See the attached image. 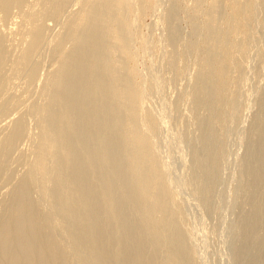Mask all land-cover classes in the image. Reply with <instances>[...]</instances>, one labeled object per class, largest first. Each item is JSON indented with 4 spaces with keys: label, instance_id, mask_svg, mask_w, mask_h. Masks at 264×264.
Segmentation results:
<instances>
[{
    "label": "bare ground",
    "instance_id": "bare-ground-1",
    "mask_svg": "<svg viewBox=\"0 0 264 264\" xmlns=\"http://www.w3.org/2000/svg\"><path fill=\"white\" fill-rule=\"evenodd\" d=\"M152 1L138 0L139 11ZM192 1V15L200 14L199 4L201 6L205 0ZM131 2L0 0V264H193L191 248L179 225L182 213L175 208L171 191L166 186L167 179L165 181L159 169V154L155 156L153 152L156 151L150 149L154 148L148 142L152 137H145H149V131L147 134L145 129L146 134H143L144 129H139L140 116L144 114L140 107L142 103H138L142 100L141 84L138 85L135 79L138 73L130 63L133 59L129 61L130 56L133 58L128 50L132 49L128 41L131 18L130 15L125 18V13L136 9ZM208 2L202 26L204 53L199 59L191 94L194 108L207 111L205 119L197 117L198 123L205 124L199 137L202 153H195L200 175H194L209 180L203 175L208 176L212 169L215 170V157L220 156L213 154L215 143L209 139L213 133L212 121L224 116L214 114L212 100L221 95L223 91L217 89L225 81L224 77H228L224 65L229 63L230 47L225 46L229 42L222 43V34L229 36L226 27L233 24L228 20L229 25L226 26V22L224 26L220 24L225 20L222 17L224 20L220 21V13L222 9L227 10L228 0ZM172 6L165 15L168 16L170 41L175 43L178 32L176 11ZM232 9H236L237 16L242 5L237 3ZM222 27L227 33L222 32ZM193 28L195 31L198 27L194 24ZM51 30L55 33L50 34ZM237 61L234 64H238ZM44 66H48L46 70ZM215 103L213 105L217 107ZM220 104L215 107L216 111ZM260 112L254 122L252 139L264 138V108ZM31 123L34 126L32 133ZM218 124L220 122H216ZM263 138L259 140L263 141ZM217 144L218 151L222 145ZM258 152L252 151L259 155ZM257 158L251 162L247 160L248 163L243 165L244 173L247 174L245 177L252 178L250 180L258 179L262 183L264 165L262 161L255 162ZM210 173L214 174L213 171ZM208 180L204 182L206 187L211 183ZM201 181L199 186L200 183L203 185ZM257 182L252 183L254 187L258 186ZM247 184L249 182L245 188L251 189ZM199 191L203 195L202 189ZM256 205L257 211L262 210L260 207L264 204ZM256 211L252 210L248 220L247 214L251 211L246 214V219L244 215L241 217L243 222L246 220L245 229L238 227L240 231L244 230L241 235L245 236L244 240L248 233L257 236L261 230L259 226L264 223V210L259 211L260 215ZM253 213L257 214L254 216ZM261 234L264 235L259 233L258 237ZM255 235L249 234L252 239ZM254 240L251 243L260 249L256 247L258 255L251 243L245 242L247 239L241 241V245L242 242L246 245L238 244V248L248 244V248L252 246L251 250L245 247V252L238 249L242 254L236 251L243 258L249 250L248 258H254L250 263L252 259L248 261L245 255L249 264H264V243L257 239V245ZM252 248L255 257L251 256Z\"/></svg>",
    "mask_w": 264,
    "mask_h": 264
},
{
    "label": "rangeland",
    "instance_id": "rangeland-1",
    "mask_svg": "<svg viewBox=\"0 0 264 264\" xmlns=\"http://www.w3.org/2000/svg\"><path fill=\"white\" fill-rule=\"evenodd\" d=\"M131 1H132L131 5L135 6L136 9L134 11L131 10V12L133 11L132 13L129 12L130 10H127L129 14L125 13V16L130 15L129 17L131 18L129 20L131 25L128 26L129 29H131L128 31V36L131 38L128 37L130 39L128 41H130L129 45L131 43V47L130 46L129 47L132 49H128V50H130L129 56L132 55L133 58H131L130 56L131 59L129 58V61L133 59L132 60L133 62L130 61V63L133 64V66L137 70L136 72V70L134 69L135 72L138 73L136 74L137 78L135 75V79L137 80L138 85L141 84L139 85L140 86L139 88L142 93L141 94L142 98L140 95V98L142 100L141 102L138 100V103H142L141 104L142 106H140L142 109L138 107L139 108L138 110L140 111L141 109L144 112V114L142 116L141 113L143 112L142 111L139 112L141 115V116L139 115L141 117L140 118L141 123L139 121L141 127H139L140 125H138V127L140 130L144 129L143 134L150 133L149 137L148 135H145V137L147 136L146 137L147 139L152 137V140L149 139L148 142L150 141L152 143L151 144L149 142L150 147H154V148H150V149L156 151V152L152 151L155 154V156L156 154H159L157 155V161L160 160L158 162L160 163V166H162V167L159 166V169L163 174L165 181L167 179L166 186L167 185L169 186V187L167 186V188L168 190L170 189L169 191H171L170 194H172L173 196L172 200L175 208L179 209L180 212L183 214V215L181 214L180 218H182V220L181 219L180 220L182 222L179 221V225L181 224L180 228H182V231L184 232L187 239V244L191 248V253H192L191 259L192 257L194 258L192 260V263L193 264L195 262L196 264H237V263L249 264V262L252 263L254 258L252 259L250 257L252 260L249 261L250 260V258H248L250 253L249 250H248L249 253L248 251H246L248 254L247 253L243 254L244 257L246 255V258L248 259L249 262H247L246 261L247 259H244V257L243 258L241 257L242 256L241 251L244 250L245 252V247L247 249L248 248L247 246L249 245L247 244V246H243L244 248L240 247L241 249L238 247L239 245L242 246L245 242L251 243V240L253 241L254 239H255L254 243L256 242L257 239H259V241H262L264 243L263 241L264 238L262 240L260 239L264 235L261 234L260 236L262 237L260 236L258 237L259 233L264 234V230L262 228L264 227L263 225L264 223L259 226L261 227L260 229L262 230V232L260 229H258L260 231L259 233H257L258 234L257 236L253 233H248V235L245 238V240L247 239V241L242 239L245 236H241L244 235L243 232L244 230L242 231L239 230L241 227L245 229L246 220L249 219L248 217H251L250 215H252V210L254 209V212L256 211L257 207L255 208L254 206L258 204V202L260 201L261 203L263 202L264 204V197H263L264 195L262 196V194H264L262 193L264 192L263 189L264 181L261 183V181H259L258 179L257 182L256 179L252 181L250 180L252 178H249L247 176L245 177V175L247 174L244 173L245 167L243 166L247 162V160H250L248 162H251L253 158H257V157L260 158L259 160L258 158L255 159V162L262 161L261 163L264 165L263 163L264 144L261 143L264 141V138L258 137L259 139L263 138V141L259 139L258 140L255 139L256 137L254 139L251 138L252 130L256 125L254 122L257 121L258 115L262 113L260 111L263 110L264 108V13H263L264 0L262 1L247 0L248 4L246 0L245 1L242 0L244 1V4H246V7L245 5L243 6L241 0L239 1L228 0L227 4L225 3L227 0H225L224 3L228 7L226 8L225 4H223V7L225 6L224 8H226L227 10L225 9L222 10L225 12L226 16L224 13L222 14L223 12L222 10L220 13L222 15L220 16L221 18L220 21H223L224 20L223 18H225L223 23L220 22L221 25L223 24L222 26L225 25V22L227 20L229 24H233V25H230V27L228 26L229 27L228 28L226 26L229 24L226 22L227 24L225 27L228 30L224 27L221 28V29L224 28L225 31L226 30L229 31L227 33L223 29V31L221 30L223 33H227V34L230 33L229 36H225L226 34H222L223 35L222 43H224L225 45V42H229L230 44L229 45L227 43V45H225L227 46V49L228 46L230 47L228 49L229 60H227V62L229 61V63H225L224 65L226 67L224 69H227V71L226 70L225 71L228 74L225 75H227L228 77H226L227 79L225 77L223 79L226 81V82L223 81L225 82L226 85L224 86V83L222 82V84L219 85L218 88L220 90L217 89L218 92L223 91L220 93L221 95L217 92L220 95L219 96L220 98L217 96V99L219 98L220 102L222 101L224 103L221 102L220 104L219 99L217 101V99L215 98L216 96L214 97L216 100L213 98L212 101L213 102L217 101L216 102L217 104L214 102L215 105H217V107L220 104L219 109L220 108L221 109L225 108V109L224 110L222 109L223 111L221 110V112L219 109H217L219 112L216 111L217 107L215 106L216 107L215 108L213 105L214 103L212 102V108H214V114L216 112V114L219 113L218 115L220 116L224 115V116H222L221 119H219L220 121L219 120L216 121V122H220V124L218 125H216L215 120L212 121V125L214 126H211V129L213 130V131L211 130L213 132L211 134V137L213 135L214 137H212L211 139L209 135V139L215 143V144L211 143L210 141L211 145L214 144L212 145V147H214L216 151L218 148L215 147L216 143H218L217 146H219V144L222 145L221 146L222 150L221 148H219L217 153H214L216 151H213L214 155L215 154L220 155V156L215 155L217 158L220 159V161H217V158L214 156L217 165L215 167V170L213 169L211 170L213 171L214 173L213 175H215L216 179L215 177L214 178L212 177L213 175H211L210 173L211 171L209 172V170H208L209 172L208 176L203 175V178L208 177L211 182V183L208 182L209 184H207V187L205 183L208 179L207 178L202 179V175L201 178H197L200 175V174L198 175L199 165L196 168V165L198 164L196 161V155L202 153L201 142L199 137H201V130L205 124V123L204 124L198 123L197 117L199 116L205 119V117H207L205 116L207 115V111L206 109H200V110L198 109L197 111L194 108V105L192 103L193 95L191 93H193L195 88L194 78L195 75L197 74L196 72L198 70V64L200 61L199 59L201 58L202 53H204L203 45H202L204 38L203 37L204 27L202 26H203V20L206 10L205 8H207L206 6L209 4L208 2L209 0H205V1L203 0L204 3L203 4L201 3V6L199 4V10L201 9L202 12L200 11V14L197 13L196 15H192V9L194 5V1L192 0H164L165 2L163 0H154L148 7L142 9V11H139V6L137 4L138 0H131ZM259 1H261V3ZM235 3L236 4L240 3L242 5L241 13H237L239 14L237 15L238 17L235 15L236 9L235 10L232 9V6L236 7ZM171 5H173L172 8H175L174 11H176L175 25L178 32V37L175 43L174 42L172 43L170 41V34H169L170 32L168 31V20L166 19V16L169 14V9L171 8L170 7ZM248 5L250 6L247 7ZM137 9L138 11H136ZM226 12H228L229 14ZM123 14L124 11L122 15ZM128 16H126L125 18L128 19L129 18ZM232 19L234 21L237 20L236 21L237 25L236 23H234ZM230 21H233V23ZM194 24L196 25V28L198 27L195 31L193 28ZM58 28L55 29L58 30ZM198 29L200 31H198ZM54 30L49 31V33L54 34L55 33ZM234 34L235 36H233ZM246 39L248 42L246 41ZM236 40L237 41L240 40V42L239 41L237 42ZM235 41L238 43V45ZM180 42L183 44H181ZM184 42L188 43L189 45L185 44ZM180 44L182 45V47ZM187 45L189 46V48H187ZM170 48L172 49L173 52L171 51ZM171 54L172 56H170ZM176 56L178 59L176 58ZM169 57H171V59ZM236 61L238 62V64L237 63L234 64V62ZM130 66L134 68L131 64ZM229 66H232L233 68ZM44 67L45 68L43 69L46 70L47 69L46 67L48 66H44ZM171 67L172 68L175 67V68L172 69ZM43 69L42 71L45 72V70ZM174 69H176L178 72ZM172 73L173 75H170ZM179 73H181V75ZM225 87L228 90L225 89ZM173 92L175 93L173 94ZM230 100L231 101L233 100V102H231ZM145 110H147L148 114ZM149 111L150 112L152 111L151 113L153 115H151ZM146 115H150L151 117L152 116L153 117L151 118L150 116H146ZM218 115L216 117H218ZM143 117L144 119L142 121ZM147 117L150 119H148ZM216 117L213 116V118ZM151 119L155 120L154 121L155 123H153V120ZM146 121L151 122L152 125L151 123H148ZM213 122L215 123L213 124ZM215 126L216 129L214 128L215 129L214 130L213 127ZM198 127L201 129L199 130ZM30 128L31 129L33 128L31 130L32 133L34 130L33 123L30 124ZM144 131L146 133H144ZM197 139L198 141H196ZM213 139H215V141ZM26 144H28V142ZM26 147H28V145H26ZM253 148L255 149L256 152L259 151L258 153L260 154L262 153V154L261 155L259 154L260 155L259 156L256 153H252V151L254 152ZM248 154H250L249 156H251L250 159ZM218 162L220 163L219 165L220 167L218 166L219 164ZM200 170L199 173L202 172V170L201 172ZM194 173L195 174L197 173L196 175L198 176L196 178L198 179V181L195 178ZM201 174L204 173L202 172ZM201 179L203 181V185L207 189L201 183H200L201 186H199V180L201 181ZM246 180H248L249 182V184L247 185L249 186L251 185L250 186L251 189L254 187V184H252L254 182H257L258 186L254 187L252 190L247 188L248 189L247 190L245 188L246 186L245 184L248 183ZM250 181L252 182L250 183ZM210 185H211V189H209ZM212 185L214 188H212ZM199 189L200 190L202 189L203 195L208 194L209 191L211 192L208 195L203 196L202 193H199L201 192L199 191ZM259 192H261L262 194ZM258 194L259 196H257ZM260 197H262L263 199ZM263 204H260V206ZM256 206H259V204ZM260 208L262 210L257 209L256 211L258 215H260V213L264 210L263 209L264 205L263 207ZM249 211H251V213ZM256 214H254V216ZM243 215L245 216V218ZM263 216L264 215L262 213V217ZM241 217L246 220L243 222L242 221L243 219L241 220ZM262 221L264 222V219ZM246 234L247 233H245V235ZM249 234L250 236L255 235L257 239L256 238L252 239L253 237H250ZM248 236L250 240L248 239ZM241 241H245V242H242L241 245ZM255 244L259 245L257 242ZM251 245L249 247L250 250L251 247L253 246ZM256 247L258 249V246L255 245L253 246L254 249H256ZM238 249L241 251H239ZM254 249L252 250L251 256L254 255L252 257H255V255L257 254V249L255 250L256 254H253ZM236 250H238L239 253L241 252V254L238 255L239 253ZM241 258L244 259L245 262Z\"/></svg>",
    "mask_w": 264,
    "mask_h": 264
}]
</instances>
